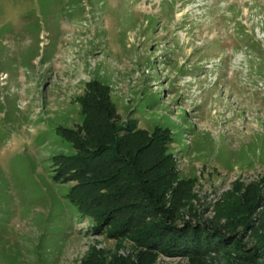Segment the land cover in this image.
Masks as SVG:
<instances>
[{
	"label": "rangeland",
	"instance_id": "rangeland-1",
	"mask_svg": "<svg viewBox=\"0 0 264 264\" xmlns=\"http://www.w3.org/2000/svg\"><path fill=\"white\" fill-rule=\"evenodd\" d=\"M95 80L118 136L169 134L165 204L228 236L144 262L264 264V0H0V264H142L134 234L93 230L50 178L58 125H98L79 122Z\"/></svg>",
	"mask_w": 264,
	"mask_h": 264
},
{
	"label": "trees",
	"instance_id": "trees-1",
	"mask_svg": "<svg viewBox=\"0 0 264 264\" xmlns=\"http://www.w3.org/2000/svg\"><path fill=\"white\" fill-rule=\"evenodd\" d=\"M89 87L91 92L79 108V122L86 123L90 114L98 113V125L86 139L58 125L66 143L48 158L50 178L65 183L64 196L74 211L86 217L95 231L109 226L112 236L134 234L142 264H149L144 253L201 258L226 246L228 236L220 230L199 221H180L175 207L165 204L171 186L168 176L174 170L170 155L162 151L169 134L155 130L148 136L128 126L118 136L106 86L95 80ZM172 193L174 197L176 190Z\"/></svg>",
	"mask_w": 264,
	"mask_h": 264
}]
</instances>
